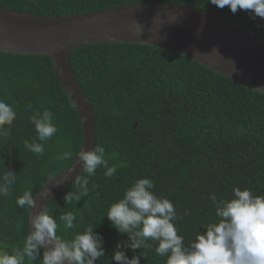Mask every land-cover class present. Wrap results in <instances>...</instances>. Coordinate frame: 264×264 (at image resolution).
<instances>
[{
  "label": "trees",
  "instance_id": "obj_1",
  "mask_svg": "<svg viewBox=\"0 0 264 264\" xmlns=\"http://www.w3.org/2000/svg\"><path fill=\"white\" fill-rule=\"evenodd\" d=\"M132 4H172L193 7L244 26L264 42V20L247 11L233 14L208 0H0V8L40 17H67L95 13ZM70 64L95 114L96 145L105 148L109 165L118 164L112 178L98 168L88 179V194L66 204L64 195L77 192L75 181L46 208L59 216L73 212L77 227L57 235L65 239L92 226L104 238V256L112 260L118 242H126L106 215L112 203L138 179H150L152 191L169 199L179 219L178 235L187 246L197 232L216 221L211 194L217 200L233 198V188L264 196V95L173 52L137 45L84 46ZM0 99L16 111L10 135L0 137V174L16 176L11 197H0V249L9 254L22 248L28 229V211L16 198L31 187L33 196L48 181L66 171L76 159L82 128L67 95L60 87L48 57L0 53ZM29 106L30 109L29 110ZM48 109L58 132L43 142L44 153L27 151L24 142L37 136L30 117ZM39 142V141H37ZM72 152V159L57 157ZM113 153L117 154L115 159ZM5 168V169H4ZM150 247L122 248L140 264H165ZM43 250L33 264H42Z\"/></svg>",
  "mask_w": 264,
  "mask_h": 264
},
{
  "label": "clouds",
  "instance_id": "obj_2",
  "mask_svg": "<svg viewBox=\"0 0 264 264\" xmlns=\"http://www.w3.org/2000/svg\"><path fill=\"white\" fill-rule=\"evenodd\" d=\"M208 3L219 9L228 7L235 14L238 10L247 11L252 19L264 20V0H208ZM29 110L30 106H29ZM17 113L11 105L0 99V137L10 135L11 126ZM34 125L36 138L24 147L37 156L43 155V142L57 134L52 113L48 109L37 111L30 117ZM39 141V142H37ZM117 154L113 153L115 159ZM58 160L72 159L71 151H64ZM78 159L83 172L88 177L94 176L98 168H103L104 176L112 178L120 165H109L105 148L95 146L91 151L81 150ZM5 169V168H4ZM16 174L5 169L0 174V197H11L12 187L16 183ZM77 192L64 195L66 204L79 202L88 194V179L75 181ZM150 179H138L128 188L123 198L112 203L107 212V219L121 235H126V242H118L112 255L116 264H140L141 256L131 259L122 248L133 252L150 247L148 241H154L155 254L166 258L165 264H264V196H255L248 190L233 188V198L217 200L215 194L210 199L215 206L216 221L205 226V232H197L195 238L186 246L184 236L178 235L175 221L179 219L174 204L167 198L158 197L152 189ZM51 193L46 191L43 198ZM16 205L21 209H33L35 198L31 187L16 198ZM57 219L46 208L30 219L29 234L23 247H13L12 253L0 249V264H33L43 250L42 264H96L104 256V238L95 232L92 226L73 238L65 239L57 235L58 229L67 233L77 227L76 215L67 212Z\"/></svg>",
  "mask_w": 264,
  "mask_h": 264
},
{
  "label": "water",
  "instance_id": "obj_3",
  "mask_svg": "<svg viewBox=\"0 0 264 264\" xmlns=\"http://www.w3.org/2000/svg\"><path fill=\"white\" fill-rule=\"evenodd\" d=\"M137 45L177 53L249 91L264 95V42L244 26L207 11L172 4H132L67 17H40L0 8V53L48 57L55 77L82 128L80 150L96 145L94 111L73 73L78 48ZM83 173L78 155L72 165L34 196L30 219ZM51 194L43 198L44 192Z\"/></svg>",
  "mask_w": 264,
  "mask_h": 264
}]
</instances>
